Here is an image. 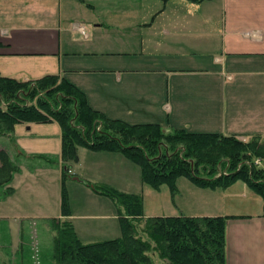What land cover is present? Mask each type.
Listing matches in <instances>:
<instances>
[{"label":"crops","instance_id":"0c3cea01","mask_svg":"<svg viewBox=\"0 0 264 264\" xmlns=\"http://www.w3.org/2000/svg\"><path fill=\"white\" fill-rule=\"evenodd\" d=\"M108 1L0 0V75L23 82L58 76L79 89L92 109L131 125L158 124L164 131L216 133L241 141L264 136V0H170L140 8L141 21L134 26L139 53L124 46L108 49L112 42L103 31L116 26L108 19H126V4L122 10ZM140 57H163L171 67L151 71L167 74L156 87L126 79L125 120L104 106L107 88L96 77L119 84L123 72H149L137 69L133 60ZM204 116L218 123L216 129L210 130ZM247 195L258 198L244 189L241 196ZM262 204L257 212L228 214L215 201L198 214L183 215L229 216L226 264H264ZM53 219L68 216L61 211L50 223Z\"/></svg>","mask_w":264,"mask_h":264},{"label":"trees","instance_id":"16d2710c","mask_svg":"<svg viewBox=\"0 0 264 264\" xmlns=\"http://www.w3.org/2000/svg\"><path fill=\"white\" fill-rule=\"evenodd\" d=\"M1 101L0 136L18 124L55 122L61 131L63 162L76 160V147L81 146L92 152L121 153L140 167L142 180L155 188L167 184L174 191L180 177L211 190H225L242 181L262 199L264 219V139L260 137L241 141L235 136L164 131L158 124L108 119L88 105L79 89L55 75L26 82L0 75ZM256 160L260 165H255ZM14 171L9 154L0 150V186L12 181ZM98 193L119 206L122 236L83 243L71 221L53 219L52 264H155L148 252L166 264H225L229 216L144 217L139 196L109 189ZM61 210L69 214L65 197ZM140 221L147 239L138 236Z\"/></svg>","mask_w":264,"mask_h":264},{"label":"rangeland","instance_id":"374dc122","mask_svg":"<svg viewBox=\"0 0 264 264\" xmlns=\"http://www.w3.org/2000/svg\"><path fill=\"white\" fill-rule=\"evenodd\" d=\"M104 1L99 0V3ZM109 1L122 10L126 4V14L117 13L125 14L126 19H116V15L108 19L109 23L116 25L103 31L112 42L108 49L117 50L124 46L127 52L139 53V33L134 26L141 21L140 8L158 7L161 1ZM133 62H136L137 69L149 72H123L119 84H104V79L96 77V80H101L99 84L107 88L104 90V106L109 107L113 115L125 120L126 105H129L126 98V85L129 84H126V79L134 85L151 83L156 87L160 78H165L167 74L151 71H164L171 67L163 57H140ZM35 102L36 99L31 104ZM0 105L3 106L2 101ZM204 120L211 124L210 130L216 129L213 125L218 123L213 118L204 116ZM24 124L15 125L11 133L0 136V148L7 150L15 168L14 179L8 185L0 186V264H52L55 231L51 228L53 222L50 223V220L61 213L63 197L68 204V220L83 243L122 236L119 206L114 200L99 194L102 189L139 196L144 217L198 214L203 208H211L215 201L228 214L252 213L259 210L256 205L263 203L242 181L236 182L228 193H223L221 189L198 188L183 177L176 179L174 191L167 184L155 188L142 180L140 167L121 153L92 152L77 146L76 160L63 162L61 131L57 123H27L30 124L27 127ZM260 138L264 139V136ZM19 151L30 158L20 157ZM9 188L14 192L11 193ZM244 189L256 195L257 200H251L249 195L241 196ZM138 223V236L147 239L140 228L143 221ZM148 253L155 264H166L156 253Z\"/></svg>","mask_w":264,"mask_h":264},{"label":"built area","instance_id":"2783aa9c","mask_svg":"<svg viewBox=\"0 0 264 264\" xmlns=\"http://www.w3.org/2000/svg\"><path fill=\"white\" fill-rule=\"evenodd\" d=\"M255 165H260V161L259 160H256L255 161Z\"/></svg>","mask_w":264,"mask_h":264}]
</instances>
